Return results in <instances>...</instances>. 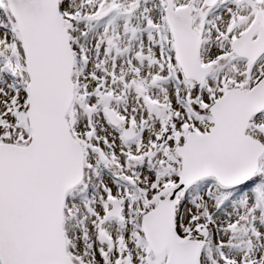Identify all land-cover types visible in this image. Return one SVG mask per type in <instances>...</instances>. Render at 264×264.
<instances>
[{"label":"snow or ice","instance_id":"snow-or-ice-1","mask_svg":"<svg viewBox=\"0 0 264 264\" xmlns=\"http://www.w3.org/2000/svg\"><path fill=\"white\" fill-rule=\"evenodd\" d=\"M0 264H264V0H0Z\"/></svg>","mask_w":264,"mask_h":264}]
</instances>
